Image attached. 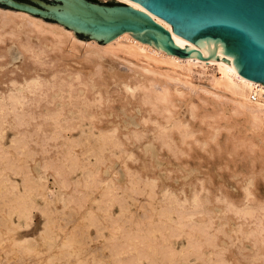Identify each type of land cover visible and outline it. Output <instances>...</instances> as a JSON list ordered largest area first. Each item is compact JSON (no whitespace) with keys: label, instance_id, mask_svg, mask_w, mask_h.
<instances>
[{"label":"bare ground","instance_id":"6f19581e","mask_svg":"<svg viewBox=\"0 0 264 264\" xmlns=\"http://www.w3.org/2000/svg\"><path fill=\"white\" fill-rule=\"evenodd\" d=\"M117 1L145 11L128 0ZM153 19L171 32L178 47L188 48L178 44L169 24ZM24 42L27 46L18 69L25 63L27 49L38 61L47 56L51 65L23 70V81L13 79L0 91L2 179L16 188L18 182L4 174L7 168L13 169L14 174L23 176L25 188L33 187L48 205H54L56 197L64 205L74 206L79 222L93 217L96 210L108 212L112 227L105 234L106 244L111 258L121 264H264V205L259 210L251 203L254 179L249 178L243 186L244 204L226 197L222 187L214 199L226 208L216 214L207 207L212 202L210 186L226 181L219 170L221 163L234 170L236 179L239 171H251L253 158L248 150L264 149L263 83L241 76L227 64L176 57L125 34L101 45L81 40L63 26L0 9V60L7 57L11 45L22 48ZM5 43L9 48L1 47ZM206 69H210L209 76ZM196 70L203 74L195 80ZM47 91H57L52 102H58L45 121L37 124L35 132L43 137L35 141L20 128L35 119L26 107L43 99ZM9 116L19 131L6 146L3 135ZM77 119H88L89 127L77 125ZM47 122H52L54 132L48 133ZM151 124L156 130H149ZM76 128L92 140L94 148L78 157L73 148L78 143L68 137L58 155L45 156L34 174L27 165L36 154L31 143L41 146L46 155L50 140L57 142L62 130ZM232 128L239 135L236 146L243 148L235 154L226 144L229 134H222L223 129ZM182 156L186 159L180 160ZM114 160L124 171L119 181L115 179L118 171L110 165ZM168 166L181 172L173 183L165 182ZM201 167L207 169V176L191 182L200 177ZM49 175L56 178L60 195L49 187ZM227 180L233 194L239 196L241 188L236 181ZM54 187L57 189L56 184ZM126 197L139 202L135 212ZM31 203L33 207L37 204L33 196ZM115 203L120 205L119 215L110 211ZM19 209L20 215L31 219V210ZM226 212L234 213L243 223L222 221ZM124 220L129 226L120 223ZM252 220L255 229L247 230L245 224ZM183 237V245L177 248L175 242ZM70 239V232L48 239L45 261L54 260L56 250L68 248ZM28 240L15 242L24 245ZM245 240L252 245L246 246Z\"/></svg>","mask_w":264,"mask_h":264},{"label":"rangeland","instance_id":"374dc122","mask_svg":"<svg viewBox=\"0 0 264 264\" xmlns=\"http://www.w3.org/2000/svg\"><path fill=\"white\" fill-rule=\"evenodd\" d=\"M100 2L101 4L110 5L116 0H92ZM8 43L2 44L1 47L4 49L9 48L7 46ZM26 43L24 42L22 48L17 45H11L8 49L7 57L3 60H0V91L6 88V85L13 79H17L18 81L24 80L23 70L26 72L33 71L38 68H49L51 65V60L47 56H42V60L38 61L35 58V55L30 49H27V53H25V63L23 64L21 69L17 67L22 64L21 58H24V49L26 47ZM210 69H206V76H209ZM203 71H194L195 80L198 79L200 74ZM204 73V74H205ZM203 76V75H202ZM76 85L77 82L75 81ZM57 91H47L46 95H44L43 99L39 98L35 101V103H30L28 107H26L27 112L32 113L35 119L30 121V126L26 128H20L22 132H26L29 135L31 134L32 140L35 141L41 140L43 137V133L35 132L36 126L38 123H42L45 121L47 114L49 112L54 111L55 104L57 102H52V96ZM117 105H120L117 103ZM70 108L67 109L69 111ZM173 112L177 110L176 107H172ZM260 118H257V121H260ZM46 130L48 133L54 132V126L50 125L52 122H47ZM76 123H82L83 127H89L90 121L88 119L82 121L77 119ZM15 121L12 116H9L4 128L3 135V143L8 146L11 144L12 138L15 134L18 133V129L14 127ZM149 130H156L155 126L151 124L149 126ZM229 134L227 138V145L230 146L231 151L235 153H239L242 150V147H237L239 140V135L236 134L235 128L232 129H223L222 134ZM81 128L68 130H62L59 135V139L57 142L50 140L47 146V150L49 151L46 155L43 153V149L41 146L36 145L35 142L31 143V147L35 150L36 154L34 158H30L29 163L27 165L30 167V170L34 174L37 173V169L40 163L43 162L44 157H56L58 152L62 150V145L66 142L67 138L70 137L74 141L78 143L77 146L73 147L75 155L78 157H85L89 149L94 148V144L91 139H87L83 137ZM242 144V142L240 143ZM235 147H233V146ZM115 152L120 153L118 148L113 149ZM249 154L252 155L253 165L250 172H238V178H233L234 170L226 164V162L221 163L219 166V170L222 173V177L224 181L221 185H211V195L212 198L211 204L207 205L212 211H215L216 214L220 209H225L226 204L221 203L218 200H215L214 195H216L220 188L223 187V194L231 199L234 202L244 204L246 202V193L243 190V186L249 178H253L255 181V189L254 196L251 198V203L258 208L259 210L264 205V149L260 148H252L248 150ZM109 154V153H108ZM194 154V152L192 153ZM186 157L182 156L180 160H184ZM34 160V161H33ZM23 166H27L23 162L21 163ZM117 171L118 174L115 176L116 180H121L124 177L123 168L119 165L118 161L114 160L112 164ZM27 166V167H28ZM105 169V167H103ZM29 170V169H27ZM169 170V178L165 180V182L173 183L176 177L181 176V172H175L172 166H168ZM201 175L199 178L192 179L191 182H196L197 180L204 179L203 176H207V169L205 167H201L200 169ZM15 171L11 168H7L5 171V175H7L12 181L18 182L16 184V188L13 187L11 182H7L2 179L0 176V264H121L115 259L111 258L110 251L111 249L106 244L107 238L105 234L109 233V229L112 227L111 222L108 217V212L105 210H96L94 212L93 217L91 218H83L81 222L78 221L79 213L78 210L71 205H64L56 199V203L54 205H48L46 201H44L40 196L35 194V190H33L32 184H29V187H32L31 190L25 188L23 184V176L20 174H14ZM52 174V173H50ZM77 176V174H74ZM75 177L73 176V179ZM227 179L235 180L236 184L241 188V194L236 196L231 191V188L228 186ZM49 187L51 189L56 190L57 194L60 195V187L57 183L56 178L53 175H49ZM200 182V181H197ZM57 185L54 187L55 184ZM48 186V182H47ZM70 187H73L72 185ZM187 188H191V185H187ZM29 194V195H28ZM31 196L34 197L36 203L35 207H33L31 203ZM207 196V195H205ZM127 202L132 210L135 212L139 205V202L134 201L130 197H126ZM69 204V203H68ZM20 207L25 208L27 212L31 210V219H27L25 216L20 215ZM112 215L120 214V205L115 203L111 210ZM142 212V210H140ZM263 211L259 213V216H262ZM34 217V218H33ZM263 217V216H262ZM222 221H229L231 223L242 224L243 220L238 219L234 216L232 212H226L223 215ZM227 218V219H226ZM208 219V217H205ZM218 220V218H217ZM32 222V223H31ZM124 226H129V222L123 221ZM245 228L247 230L255 229V224L252 220L251 223L245 224ZM65 232H70L71 239L69 243V247L61 250H56L54 260L45 261V256L49 251L48 239L55 237L57 234L61 235ZM29 238L28 242L24 245H20L15 242L17 239ZM184 237L179 241L175 242L177 248H180L184 243ZM244 244L252 245V242L245 240ZM237 250V249H236ZM245 252V251H244ZM73 254L74 256H71ZM245 254L251 256V252L246 250ZM106 255V256H105ZM108 255V256H107ZM104 257V258H103ZM108 257V258H107ZM252 259V258H250ZM250 263V262H249ZM142 264H147L143 262ZM181 264H198V263H190L186 261H182ZM251 264V263H250Z\"/></svg>","mask_w":264,"mask_h":264},{"label":"water","instance_id":"95a60500","mask_svg":"<svg viewBox=\"0 0 264 264\" xmlns=\"http://www.w3.org/2000/svg\"><path fill=\"white\" fill-rule=\"evenodd\" d=\"M0 0V9L73 30L106 45L125 34L170 55L212 59L264 84V0ZM169 24L172 34L153 17Z\"/></svg>","mask_w":264,"mask_h":264}]
</instances>
